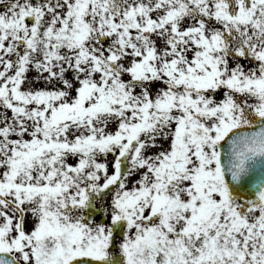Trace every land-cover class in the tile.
Masks as SVG:
<instances>
[{"label":"snow or ice","instance_id":"6c2138e0","mask_svg":"<svg viewBox=\"0 0 264 264\" xmlns=\"http://www.w3.org/2000/svg\"><path fill=\"white\" fill-rule=\"evenodd\" d=\"M0 264H264V0H0Z\"/></svg>","mask_w":264,"mask_h":264}]
</instances>
